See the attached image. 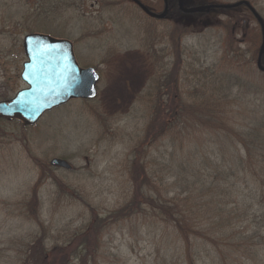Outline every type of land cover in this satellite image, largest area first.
<instances>
[{
    "label": "trees",
    "instance_id": "trees-1",
    "mask_svg": "<svg viewBox=\"0 0 264 264\" xmlns=\"http://www.w3.org/2000/svg\"><path fill=\"white\" fill-rule=\"evenodd\" d=\"M136 1L155 13L149 1ZM160 4L161 11L156 12L167 10L170 26L167 32L155 30L161 43L147 47L149 63H160L161 72L147 79L133 103L146 126L128 169L131 198L107 217L87 203L90 219L74 231H53L44 220L40 196L43 184L52 178L54 169L48 165L26 196L3 203L9 216L35 228L28 239L8 249L14 255H8L4 264H97V250L89 252L87 246L98 248L106 231L132 219L170 227L184 245L185 264H264V89L247 78L252 61L244 63L232 33L225 55L208 66H201L199 53L185 45L212 15L227 18L220 22L225 31L253 18L260 26L257 41L252 43L250 34L240 44L249 50L253 45L258 53L264 45V0L232 5L226 0H161ZM41 9L34 8L32 19ZM158 21L165 23L162 18ZM258 61L259 56L253 60ZM261 65L264 68V52ZM239 103L252 108L235 113L237 122L230 118L229 106ZM206 132L205 153L195 149V155L181 159L185 133L192 137ZM3 139L0 128V149ZM213 143L225 144L221 154H227L229 143L238 153L219 157ZM156 161L164 175L153 171ZM168 182L179 190L169 191ZM68 194L80 195L76 190Z\"/></svg>",
    "mask_w": 264,
    "mask_h": 264
},
{
    "label": "rangeland",
    "instance_id": "rangeland-1",
    "mask_svg": "<svg viewBox=\"0 0 264 264\" xmlns=\"http://www.w3.org/2000/svg\"><path fill=\"white\" fill-rule=\"evenodd\" d=\"M147 1L154 11H161V0ZM239 1L226 0V3ZM34 8L42 9L32 19ZM165 17H162L165 23H160L134 0H0V104L11 101L27 88L21 75L28 61L24 39L31 34L72 42L78 66L95 68L101 76L99 97L90 104L73 101L49 112L32 127L19 121V125L0 121L5 132V145L0 149V264L5 263L8 255L13 257V251L8 249L15 242L28 239L35 232L23 219L9 216L3 203H14L26 196L52 159L67 161L72 170L53 168L52 178L40 190L44 220L51 230L79 228L90 219L87 203L101 217H107L129 201L128 169L134 150L140 145L138 137L146 126L143 113L133 109V103L147 79L161 72L160 63H149L147 47L161 43L157 32H167L170 26ZM223 19L212 15L204 23V29L195 33L191 41L185 40V45L199 53L201 66H208L225 55L231 46L232 33L244 55V63L252 61L247 78L264 89V74L259 73L257 62H253L262 49L257 53L253 45L249 50L240 44L250 34L252 43L257 41L259 23L252 18L245 25L238 24L234 31H225L220 24ZM247 107L252 108L242 103L231 104L230 118L240 122L235 113H243ZM186 134L180 158L195 155V149L204 154L209 134L192 137ZM226 145V155L221 154L224 143H213L211 147L219 149V157H235L238 153L235 146ZM153 171L164 175L157 161L153 163ZM165 185L171 192L179 190L171 182ZM69 190L80 195L71 198ZM102 241L98 248L87 246L89 252L97 250V264H185L184 245L173 230L148 219L124 221L106 231Z\"/></svg>",
    "mask_w": 264,
    "mask_h": 264
},
{
    "label": "water",
    "instance_id": "water-1",
    "mask_svg": "<svg viewBox=\"0 0 264 264\" xmlns=\"http://www.w3.org/2000/svg\"><path fill=\"white\" fill-rule=\"evenodd\" d=\"M243 4L250 8L248 3ZM166 15L167 11L156 18ZM24 52L28 61L23 66L21 79L27 88L18 92L10 102L0 104V118L32 127L47 113L71 101L98 99L101 76L95 68L81 69L78 66L70 41L31 34L24 39ZM262 52L263 49L260 58ZM258 67L264 71L260 61ZM50 165L72 169L67 161L59 158L52 159Z\"/></svg>",
    "mask_w": 264,
    "mask_h": 264
}]
</instances>
